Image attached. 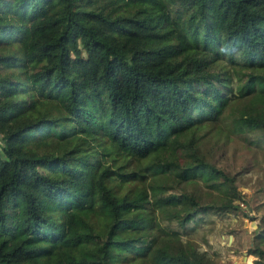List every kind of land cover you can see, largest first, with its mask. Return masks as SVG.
Wrapping results in <instances>:
<instances>
[{
  "label": "trees",
  "instance_id": "trees-1",
  "mask_svg": "<svg viewBox=\"0 0 264 264\" xmlns=\"http://www.w3.org/2000/svg\"><path fill=\"white\" fill-rule=\"evenodd\" d=\"M248 131L264 0H0V264H215L156 215L237 208L204 143Z\"/></svg>",
  "mask_w": 264,
  "mask_h": 264
},
{
  "label": "rangeland",
  "instance_id": "rangeland-1",
  "mask_svg": "<svg viewBox=\"0 0 264 264\" xmlns=\"http://www.w3.org/2000/svg\"><path fill=\"white\" fill-rule=\"evenodd\" d=\"M226 69L233 75L231 86L237 91L239 81L235 73L241 69L230 64ZM204 151L212 163L235 175L245 207L240 206L241 200H236L237 208L218 212L212 204L207 210H199L184 225L175 219L167 220L156 215L157 222L181 241L195 243L198 250L206 251L215 264H264V256L259 258L248 252L256 244L264 249V240L258 242L255 238L264 231V135L260 131H248L232 134L230 138L224 133L217 137L208 136ZM194 187V184L185 186L186 190L197 193ZM170 189L179 191L174 187ZM198 190L201 191L199 203H209L212 198L209 192L200 187ZM215 195L213 192L214 198ZM148 258L129 264H149Z\"/></svg>",
  "mask_w": 264,
  "mask_h": 264
},
{
  "label": "built area",
  "instance_id": "built-area-1",
  "mask_svg": "<svg viewBox=\"0 0 264 264\" xmlns=\"http://www.w3.org/2000/svg\"><path fill=\"white\" fill-rule=\"evenodd\" d=\"M244 202H245V201H240V206H241V207H245Z\"/></svg>",
  "mask_w": 264,
  "mask_h": 264
}]
</instances>
